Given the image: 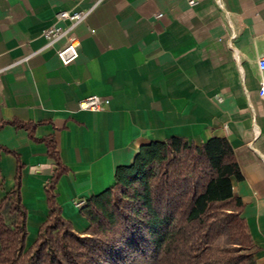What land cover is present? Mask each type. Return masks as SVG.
Segmentation results:
<instances>
[{
  "label": "crops",
  "instance_id": "obj_1",
  "mask_svg": "<svg viewBox=\"0 0 264 264\" xmlns=\"http://www.w3.org/2000/svg\"><path fill=\"white\" fill-rule=\"evenodd\" d=\"M90 8L74 30L78 58L63 66L61 43L45 48L41 34L58 11ZM263 33L264 0H0V123L35 124V139L53 137L68 169L56 201L79 234L88 227L79 209L112 186L115 169L140 147L171 137L195 145L226 139L241 174L232 190L255 264H264ZM89 96L108 99L106 110L80 111ZM0 146L23 165L28 246L47 218L54 165L23 129L3 126ZM15 171L14 157L0 153V197Z\"/></svg>",
  "mask_w": 264,
  "mask_h": 264
},
{
  "label": "trees",
  "instance_id": "obj_2",
  "mask_svg": "<svg viewBox=\"0 0 264 264\" xmlns=\"http://www.w3.org/2000/svg\"><path fill=\"white\" fill-rule=\"evenodd\" d=\"M5 125L43 143L54 171L44 188L47 218L27 246L23 165L0 146L16 161L13 187L0 197V264H255L231 185L241 174L226 139L195 145L171 137L140 147L128 166L115 169L112 186L79 209L88 224L79 234L56 201V184L68 169L53 137L35 139V124L3 122L0 129Z\"/></svg>",
  "mask_w": 264,
  "mask_h": 264
},
{
  "label": "built area",
  "instance_id": "obj_3",
  "mask_svg": "<svg viewBox=\"0 0 264 264\" xmlns=\"http://www.w3.org/2000/svg\"><path fill=\"white\" fill-rule=\"evenodd\" d=\"M192 5L193 2H190ZM92 8L84 11H58L55 15V23L45 29L41 37L44 40L45 48H52L58 42L60 46L55 50V54L61 65L67 66L78 58L79 41L74 36L75 28L80 25L91 13ZM161 15H156L159 18ZM92 32V31H91ZM264 43V33L262 34ZM258 69L264 72V54L257 61ZM258 95L264 99V80L258 87ZM109 100L98 96H89L78 103L80 111L99 113L106 110ZM81 207L83 202L75 203Z\"/></svg>",
  "mask_w": 264,
  "mask_h": 264
}]
</instances>
